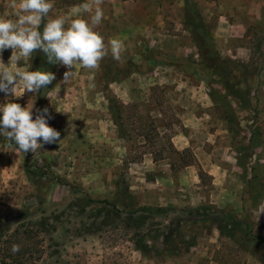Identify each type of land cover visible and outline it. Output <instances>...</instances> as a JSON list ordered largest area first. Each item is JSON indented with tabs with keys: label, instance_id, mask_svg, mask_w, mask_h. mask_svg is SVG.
Here are the masks:
<instances>
[{
	"label": "rangeland",
	"instance_id": "1",
	"mask_svg": "<svg viewBox=\"0 0 264 264\" xmlns=\"http://www.w3.org/2000/svg\"><path fill=\"white\" fill-rule=\"evenodd\" d=\"M53 2L55 17L86 0ZM119 2L103 0L96 30L106 43L123 42L120 60L109 53L97 69L78 64L66 84L60 65L48 85L44 108L60 142L28 156L0 137V219L24 208L59 212L72 200L69 186L112 204L129 191L140 208L168 209L152 222L180 224L184 245H196L169 255L149 237L144 251L140 235L121 225L77 237L92 221L73 213L60 256L41 264H264V0ZM9 3L0 0V16L12 17ZM186 10L208 28L223 67L200 55ZM37 53L22 70H37ZM11 54L3 51L5 64ZM38 93L17 85L14 96L0 92V106L33 105L34 119ZM223 216L232 237L217 227Z\"/></svg>",
	"mask_w": 264,
	"mask_h": 264
},
{
	"label": "clouds",
	"instance_id": "2",
	"mask_svg": "<svg viewBox=\"0 0 264 264\" xmlns=\"http://www.w3.org/2000/svg\"><path fill=\"white\" fill-rule=\"evenodd\" d=\"M102 3L103 0H86L72 10L71 16L52 17L53 0H10L8 7L14 10V18L0 16V92L14 96L17 85L29 93L47 89L56 79L55 73L39 69L25 71L20 67L37 51L43 52L47 63L67 67L62 81L65 84L78 64L85 69H97L109 53L119 61L123 42L112 38L106 43L105 37L96 30L104 17ZM87 13H92L90 18H82ZM6 49L12 50L8 64L2 58ZM0 114V137L10 147L27 154L37 152L44 144L60 142V132L48 124L51 118L48 108L38 109L33 119V105L23 107L8 102L0 106ZM11 251L19 252L20 245L13 244Z\"/></svg>",
	"mask_w": 264,
	"mask_h": 264
},
{
	"label": "trees",
	"instance_id": "3",
	"mask_svg": "<svg viewBox=\"0 0 264 264\" xmlns=\"http://www.w3.org/2000/svg\"><path fill=\"white\" fill-rule=\"evenodd\" d=\"M119 1L129 2L135 0ZM191 14V11L187 12L186 10L185 19L188 22L192 36L197 40L200 55L205 59L208 58L213 63V67H221L222 64L218 62L217 53L212 47L213 36L206 25L196 20ZM37 52V70H48L54 73L59 68L60 64L52 65L47 63L43 52ZM210 67L212 68V66ZM217 69L212 71L214 75L219 74ZM51 89V86H47V89L42 88L39 91L38 102L40 110L44 109L45 99ZM227 89L230 92L229 88ZM0 143H4L3 138H0ZM26 155L31 156V152ZM69 187L72 200L59 212H52L48 215L42 212L39 215L33 213L29 208H24L18 216L12 219H0V264H41L60 256L59 236L65 229V219L71 218L73 213L79 218L87 216L92 221V224H85L83 230H77V237H82L83 232L87 235L99 233L107 225H121L128 230L136 231L140 235L139 237L141 238H137L134 241L144 251L149 249L148 244L145 242V239L149 237L161 238L164 247L163 252L169 255L187 253L196 245V239L194 238H191L192 242L189 245H184L186 237H182L180 224L175 227L173 223L165 226L162 222L157 224L152 222L158 220V218L165 217L169 212L168 209L140 208L136 198L129 191L127 192L128 194L125 191H120L116 197V202L112 204L108 201L94 200L88 195L80 193L75 187ZM81 195H83V198H81ZM45 204L46 201L42 199L40 206L43 207ZM89 208L91 210H88ZM199 212V210H194L193 213L197 214ZM220 220L221 222L218 223L217 227L222 235L232 237L235 227L230 225L229 216H223ZM148 226L153 228L149 229L147 228ZM155 232L156 236H151ZM13 244L20 245V251L15 254L11 251Z\"/></svg>",
	"mask_w": 264,
	"mask_h": 264
},
{
	"label": "crops",
	"instance_id": "4",
	"mask_svg": "<svg viewBox=\"0 0 264 264\" xmlns=\"http://www.w3.org/2000/svg\"><path fill=\"white\" fill-rule=\"evenodd\" d=\"M119 0H116V2H118ZM179 0H177V2H178ZM122 1H120L119 3H121ZM130 2V1H129ZM125 3V2H124Z\"/></svg>",
	"mask_w": 264,
	"mask_h": 264
}]
</instances>
